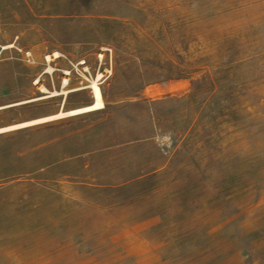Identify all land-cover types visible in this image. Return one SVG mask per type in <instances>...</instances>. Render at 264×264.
I'll use <instances>...</instances> for the list:
<instances>
[{
	"label": "rangeland",
	"instance_id": "obj_1",
	"mask_svg": "<svg viewBox=\"0 0 264 264\" xmlns=\"http://www.w3.org/2000/svg\"><path fill=\"white\" fill-rule=\"evenodd\" d=\"M146 257L264 264V0H0V264Z\"/></svg>",
	"mask_w": 264,
	"mask_h": 264
},
{
	"label": "bare ground",
	"instance_id": "obj_2",
	"mask_svg": "<svg viewBox=\"0 0 264 264\" xmlns=\"http://www.w3.org/2000/svg\"><path fill=\"white\" fill-rule=\"evenodd\" d=\"M58 54V53H57ZM55 54V55H57ZM59 58V57H58ZM98 79V78H97ZM65 85V84H64ZM43 88V87H42ZM149 91V90H148ZM150 92V91H149ZM56 93V92H55ZM91 93H92V101L86 105H83L79 108H75V109H72L70 111L67 112V114L69 115H75V114H80V113H85V112H90V111H94L96 109H100L102 107H104V93L101 89V87H99V85L97 84V82H94L92 85H91ZM151 93V92H150ZM153 93V91H152ZM149 94V93H148ZM151 95V94H149ZM64 115L63 113L61 114H58V115H53V116H49V117H45V118H41V119H38V120H35V121H31V122H28V123H24V124H21V126H24L26 124H31V123H35V122H39V121H44V120H48V119H52V118H57L59 116H62ZM16 126H11V127H7V128H3L1 129L2 131L3 130H7V129H11V128H14ZM133 228V227H131ZM130 228V229H131ZM142 231V230H141ZM124 232H126L124 230ZM140 233V232H139ZM124 235V234H123ZM130 235H133L132 233ZM138 235V234H137ZM136 235V236H137ZM141 235V233H140ZM138 235V236H140ZM127 236V235H126ZM142 236V235H141ZM140 236V237H141ZM139 237V238H140ZM132 239V238H130ZM142 239V238H141ZM140 239V240H141ZM127 240V239H126ZM137 241V240H136ZM144 242V241H143ZM127 244V243H126ZM135 244V243H133ZM142 244V243H141ZM137 245V244H135ZM139 245V244H138ZM147 245V244H146ZM144 252V250H143ZM148 252V251H146ZM146 254V253H145ZM147 255V254H146ZM143 258V257H142ZM172 260V259H171ZM159 261V260H158ZM157 263V260L155 258H150V257H146L145 259H143L142 261V264H156ZM73 264V263H72Z\"/></svg>",
	"mask_w": 264,
	"mask_h": 264
},
{
	"label": "built area",
	"instance_id": "obj_3",
	"mask_svg": "<svg viewBox=\"0 0 264 264\" xmlns=\"http://www.w3.org/2000/svg\"><path fill=\"white\" fill-rule=\"evenodd\" d=\"M54 56L56 57V55L54 54ZM49 60H51V56L48 57ZM66 75H69V72H65ZM65 84H68V79H65Z\"/></svg>",
	"mask_w": 264,
	"mask_h": 264
}]
</instances>
